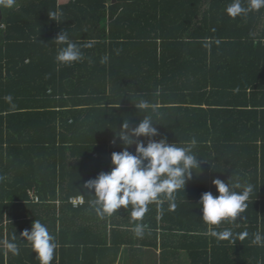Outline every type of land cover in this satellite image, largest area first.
I'll list each match as a JSON object with an SVG mask.
<instances>
[{
	"label": "trees",
	"instance_id": "16d2710c",
	"mask_svg": "<svg viewBox=\"0 0 264 264\" xmlns=\"http://www.w3.org/2000/svg\"><path fill=\"white\" fill-rule=\"evenodd\" d=\"M231 2L0 6V242L15 236L20 248L18 256L5 255L0 244V264H40L22 236L35 219L56 238L51 264H80L85 252L97 264H116L125 248L131 264L143 249L158 248L161 264H183L184 255L189 264H264V247L251 243L252 233H264V8L232 18ZM58 9L59 22L48 14ZM61 31L93 46L82 48V61L57 70L53 40ZM9 94L14 106L3 99ZM140 99L159 105L153 126L169 143L197 140L201 166L176 192L174 210L167 199L148 206L142 222L151 232L142 239L132 231L131 205L102 220L83 188L113 167L125 121L135 127L147 114L133 104ZM231 177L254 185L246 219L205 224L202 194L218 196L212 181ZM79 197L84 204L75 208L70 200ZM210 228L249 236L217 241Z\"/></svg>",
	"mask_w": 264,
	"mask_h": 264
},
{
	"label": "clouds",
	"instance_id": "9594fccd",
	"mask_svg": "<svg viewBox=\"0 0 264 264\" xmlns=\"http://www.w3.org/2000/svg\"><path fill=\"white\" fill-rule=\"evenodd\" d=\"M15 0H0V6L12 7ZM264 8V0H232L226 7L227 14L236 18L247 16L250 12ZM51 19L59 22L62 12L58 9L50 11ZM60 46L55 60L57 70L61 66H71L75 62L82 61L84 53L82 48H91L92 42L78 45L73 42L69 34L61 31L53 40ZM109 57L101 58V63H107ZM158 94V93H157ZM9 105H13L11 94L3 97ZM133 102V101H132ZM140 111L147 113L135 127H130L125 121L116 136L123 142V150L113 152L111 155L112 165L110 171L101 172L94 179L86 181L83 188L93 197L88 201V206L100 219L111 217L117 210L127 209L131 205V218L134 222L132 231L137 238H144L146 232L150 234V227L143 223V218L152 203L160 204L163 199L170 201V208L174 210L176 204V192L185 189L186 182L192 179L194 169H200V159L194 153L197 140L185 142L183 146L177 143H169L166 137L161 136L158 129L153 126L158 124L154 121V115L159 116V105L147 100L140 99L133 102ZM161 136L159 140L155 137ZM147 138V144L138 138ZM115 143V140L113 141ZM135 145V153L129 148ZM196 173V172H195ZM5 179L0 175V182ZM219 195L212 192L202 194L199 205L202 208V219L210 226L221 225L222 222L236 223L237 217L246 219L242 214L248 207V201L254 191V185L250 182L235 180L231 177L227 183L221 179L212 181ZM240 189V191H237ZM94 190V194H92ZM210 235L217 241L230 240L235 242L238 238L243 241L249 236L247 231L234 233L231 228L217 231L209 229ZM24 240L37 254L36 259L40 264H51L54 259L58 244L55 236L51 235L46 225L35 219L31 230L22 233ZM4 240L0 242L6 250L5 255L11 253L20 255L19 245L15 242ZM251 243L264 247V233L257 231L252 233Z\"/></svg>",
	"mask_w": 264,
	"mask_h": 264
},
{
	"label": "crops",
	"instance_id": "0c3cea01",
	"mask_svg": "<svg viewBox=\"0 0 264 264\" xmlns=\"http://www.w3.org/2000/svg\"><path fill=\"white\" fill-rule=\"evenodd\" d=\"M70 0H60V4H67ZM110 4L114 3V0H109ZM129 249L125 248L122 249V251L120 252L118 258H117V263L116 264H131V260L130 258H127L128 255L130 254V252H126ZM162 250H160V248H158L157 250L154 249H143L142 250V254L140 256L134 257V259L136 260V264H139V262L141 261L140 264H161L160 262V253ZM86 255L84 254L83 256H81L82 258L80 259V264H97L96 261L94 260V258H92L91 256H88L87 253L85 252ZM135 255V254H134ZM132 255V257L134 256ZM86 256V258H85ZM147 259V261L145 260ZM37 260H35L36 262ZM58 264H59V260H58ZM183 264H189L187 257L184 255L183 256Z\"/></svg>",
	"mask_w": 264,
	"mask_h": 264
},
{
	"label": "built area",
	"instance_id": "2783aa9c",
	"mask_svg": "<svg viewBox=\"0 0 264 264\" xmlns=\"http://www.w3.org/2000/svg\"><path fill=\"white\" fill-rule=\"evenodd\" d=\"M32 200H34L35 203H39V198L35 196V194H31ZM70 203L73 204L75 208L82 206L84 204V199L79 197V198H74L70 200Z\"/></svg>",
	"mask_w": 264,
	"mask_h": 264
},
{
	"label": "rangeland",
	"instance_id": "374dc122",
	"mask_svg": "<svg viewBox=\"0 0 264 264\" xmlns=\"http://www.w3.org/2000/svg\"><path fill=\"white\" fill-rule=\"evenodd\" d=\"M0 24H1V20H0ZM2 27V26H1ZM147 261V259H145Z\"/></svg>",
	"mask_w": 264,
	"mask_h": 264
}]
</instances>
